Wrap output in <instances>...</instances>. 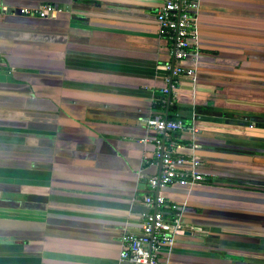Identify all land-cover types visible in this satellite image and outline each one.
I'll use <instances>...</instances> for the list:
<instances>
[{"label": "crops", "instance_id": "0c3cea01", "mask_svg": "<svg viewBox=\"0 0 264 264\" xmlns=\"http://www.w3.org/2000/svg\"><path fill=\"white\" fill-rule=\"evenodd\" d=\"M161 5L0 0V264H130L163 99L190 117L172 151L205 175L162 191L184 224L164 264H264V0H201L195 81L165 97Z\"/></svg>", "mask_w": 264, "mask_h": 264}, {"label": "built area", "instance_id": "2783aa9c", "mask_svg": "<svg viewBox=\"0 0 264 264\" xmlns=\"http://www.w3.org/2000/svg\"><path fill=\"white\" fill-rule=\"evenodd\" d=\"M200 5L201 0H162V5L156 12L158 35L169 43L173 58V64H166V86L160 90L163 97L171 96L175 91L176 78L189 77L195 81L196 65L200 56ZM58 12V8L49 4L35 11L42 18ZM20 13L30 15L31 11L21 9ZM185 62L191 65L186 66ZM172 104L173 102L164 99L161 101L163 107ZM145 123L148 130L156 134L154 158L160 165V172L148 178L150 193L143 198L147 211L139 215L138 233L123 234L119 261L130 264H164L161 256L171 251L175 237L184 232V224L178 205L169 203L162 191L172 185L196 186L205 180V175L198 170L200 161L197 157L175 155L172 151L170 135L184 131L185 127L181 121L168 120L165 115L154 113ZM165 142H170L171 146L166 147Z\"/></svg>", "mask_w": 264, "mask_h": 264}, {"label": "trees", "instance_id": "16d2710c", "mask_svg": "<svg viewBox=\"0 0 264 264\" xmlns=\"http://www.w3.org/2000/svg\"><path fill=\"white\" fill-rule=\"evenodd\" d=\"M157 110L163 112V111H166L167 110V119L168 120H179L183 123V125L185 126V124L188 123L190 117H187V116H182L180 115V113H186L187 112V109L184 108V107H181L179 105H176L175 103H173L171 106L169 107H166V106H162V105H159L158 107H156ZM179 114V115H178ZM176 133H179V132H176ZM180 135L174 133V135H172L171 139H175L176 141L178 140Z\"/></svg>", "mask_w": 264, "mask_h": 264}, {"label": "water", "instance_id": "95a60500", "mask_svg": "<svg viewBox=\"0 0 264 264\" xmlns=\"http://www.w3.org/2000/svg\"><path fill=\"white\" fill-rule=\"evenodd\" d=\"M28 200L33 201V202H40V201L46 202V197H39V196L33 195V196H29Z\"/></svg>", "mask_w": 264, "mask_h": 264}]
</instances>
